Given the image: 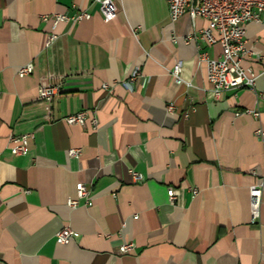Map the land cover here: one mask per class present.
<instances>
[{
  "label": "crops",
  "instance_id": "obj_1",
  "mask_svg": "<svg viewBox=\"0 0 264 264\" xmlns=\"http://www.w3.org/2000/svg\"><path fill=\"white\" fill-rule=\"evenodd\" d=\"M115 4L106 22L95 0H0V264H264V23L244 25L255 85L215 97L199 54L220 47L194 37L205 19L171 21L167 0ZM81 12L55 30L42 20ZM44 83L61 88L50 121ZM82 110L95 129L62 120ZM25 133L13 155L9 138ZM78 183L88 196L70 207ZM65 226L68 245L56 241Z\"/></svg>",
  "mask_w": 264,
  "mask_h": 264
},
{
  "label": "built area",
  "instance_id": "obj_2",
  "mask_svg": "<svg viewBox=\"0 0 264 264\" xmlns=\"http://www.w3.org/2000/svg\"><path fill=\"white\" fill-rule=\"evenodd\" d=\"M104 21L110 22L117 15V6L115 0H95ZM169 7V16L171 21L175 22L183 15L190 17L192 21L197 18L205 19L208 24L205 28L197 31L195 38H200L207 45H218L220 53L217 58H211L207 51L201 50L199 61L207 66V78L212 86L215 97H220L224 91L237 90L241 88H252L255 85L256 74L248 67H244L243 61L246 57L253 56V53L247 48L245 39L244 25L248 22L264 23V0H167ZM90 15L86 12L77 13L69 17L65 14H54L44 16L43 21L53 22L52 28L55 30L59 23L72 20L74 23L89 19ZM189 35L186 41L192 40ZM58 39V35L53 32L47 40L51 44ZM260 58V57H258ZM34 70L32 63L22 66L18 70L19 77L30 75ZM180 65L174 66L172 73L178 83L182 80L179 77ZM139 70L135 69L130 81L137 79ZM61 91L58 83H44L39 88V101L45 107L49 121L52 119V107L54 100ZM169 110H173V105H169ZM254 116L258 115L256 111H247ZM69 125L85 126L87 123L96 128L97 119L92 116L88 110H82L75 114L68 115L62 119ZM256 135L264 139V131L257 130ZM34 138L33 133L21 135H12L9 138V149L13 155L21 156L27 152L30 139ZM72 158H79L82 154L81 149L72 148L68 151ZM196 193V191H194ZM262 195V184L252 185L250 188V211L252 220L255 222L260 215ZM88 196V190L83 183L77 185V198L70 199L68 205L76 207L78 200ZM168 196L174 198V190H168ZM89 203V201H88ZM136 218V217H135ZM73 230L65 226L56 233V241L62 245H68L73 237ZM135 245L133 242L122 244L119 247L121 253L133 251Z\"/></svg>",
  "mask_w": 264,
  "mask_h": 264
}]
</instances>
